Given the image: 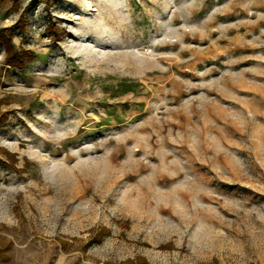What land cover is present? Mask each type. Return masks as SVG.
<instances>
[{
	"label": "rangeland",
	"instance_id": "374dc122",
	"mask_svg": "<svg viewBox=\"0 0 264 264\" xmlns=\"http://www.w3.org/2000/svg\"><path fill=\"white\" fill-rule=\"evenodd\" d=\"M14 5L0 264H264V0Z\"/></svg>",
	"mask_w": 264,
	"mask_h": 264
},
{
	"label": "trees",
	"instance_id": "16d2710c",
	"mask_svg": "<svg viewBox=\"0 0 264 264\" xmlns=\"http://www.w3.org/2000/svg\"><path fill=\"white\" fill-rule=\"evenodd\" d=\"M13 1L15 2L14 6L16 8V6L18 5L19 0H13ZM1 3H2V0H0V6H1ZM54 30H55V33L52 32V31L49 32L52 37L56 36V34L58 33V29L57 28H55ZM7 32L12 34V29L6 28V29L0 30V41L2 43H4V45H5L6 49H7V52H8V56H7L6 62L10 66H12L14 68H17V69H21L23 71L28 65L32 64L38 58V56L33 51H25V50L16 51L14 49V46L12 44L8 43V42H10V38L8 37V38L5 39V36H6Z\"/></svg>",
	"mask_w": 264,
	"mask_h": 264
}]
</instances>
